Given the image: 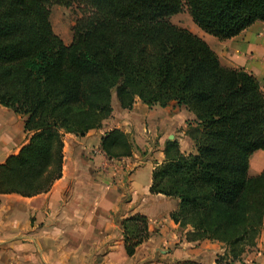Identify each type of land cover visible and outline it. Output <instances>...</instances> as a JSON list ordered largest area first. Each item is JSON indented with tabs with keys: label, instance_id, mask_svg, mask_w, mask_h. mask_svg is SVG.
Masks as SVG:
<instances>
[{
	"label": "trees",
	"instance_id": "1",
	"mask_svg": "<svg viewBox=\"0 0 264 264\" xmlns=\"http://www.w3.org/2000/svg\"><path fill=\"white\" fill-rule=\"evenodd\" d=\"M86 11L69 45L55 34L53 4ZM187 8L218 40L264 23V0H0V106L24 118L28 142L0 164V195L31 198L62 177L64 136L84 137L140 100L172 103L194 115L185 135L195 152L168 139L150 192L179 200L171 218L188 242L221 243L216 264H244L264 230V170L250 176L264 150V91L254 75L222 65L199 36L170 19ZM109 160L139 151L113 129L102 138ZM126 254L150 238L148 219L121 222ZM175 264H200L182 261Z\"/></svg>",
	"mask_w": 264,
	"mask_h": 264
},
{
	"label": "crops",
	"instance_id": "2",
	"mask_svg": "<svg viewBox=\"0 0 264 264\" xmlns=\"http://www.w3.org/2000/svg\"><path fill=\"white\" fill-rule=\"evenodd\" d=\"M196 35L208 40L222 65L254 75L264 91V23L256 22L228 40ZM0 107V113H10ZM113 109L101 129L84 137L64 136L62 177L49 191L31 198L0 195V264H216L226 253L218 242H188L190 229H180L171 218L179 200L150 192L152 172L163 162L170 136L178 140L183 154L195 152L185 135L194 115L176 103L149 108L140 100L130 111L113 101ZM16 117L21 116L11 111L10 127L0 136V164L28 142L24 129V136L19 135ZM113 129L129 134L139 151L130 158L109 160L101 142ZM144 169L149 171L146 184L137 181ZM263 170L264 150L252 156L249 174L257 176ZM135 215L148 219L150 238L129 257L121 222ZM242 262L264 264V230Z\"/></svg>",
	"mask_w": 264,
	"mask_h": 264
},
{
	"label": "rangeland",
	"instance_id": "3",
	"mask_svg": "<svg viewBox=\"0 0 264 264\" xmlns=\"http://www.w3.org/2000/svg\"><path fill=\"white\" fill-rule=\"evenodd\" d=\"M50 10H51L50 21H51L55 34L58 35L64 41V43L66 44L71 43L73 39V27L75 26L77 20L83 17L86 9L83 6L79 5L78 2H76L69 8L61 6V5L53 4L50 7ZM170 21L177 27L187 29L194 34H198V35L200 34L202 36L209 37L215 41H218L215 37L205 33L198 26L194 24L186 7L184 8L182 13L176 16H173L170 19ZM204 41L207 43L208 40L204 39ZM113 97H114V103H116L117 101H115L116 100L115 95ZM9 112L10 113L8 114L0 113V136H2L3 132L7 131V129L10 127L9 122H8V116H10L11 111L9 110ZM16 118L18 121V127L20 129L19 135L24 136V133L22 130L24 119L23 117H16ZM181 130L183 129L176 128L177 132H180ZM168 134L169 132H166V135ZM148 179H149L148 169H144L140 171L137 177V181L142 184H146Z\"/></svg>",
	"mask_w": 264,
	"mask_h": 264
},
{
	"label": "water",
	"instance_id": "4",
	"mask_svg": "<svg viewBox=\"0 0 264 264\" xmlns=\"http://www.w3.org/2000/svg\"><path fill=\"white\" fill-rule=\"evenodd\" d=\"M170 140H174V137L173 136H170V138H169Z\"/></svg>",
	"mask_w": 264,
	"mask_h": 264
}]
</instances>
